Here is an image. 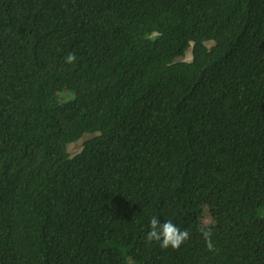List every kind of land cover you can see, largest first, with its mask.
Segmentation results:
<instances>
[{
  "label": "trees",
  "instance_id": "obj_1",
  "mask_svg": "<svg viewBox=\"0 0 264 264\" xmlns=\"http://www.w3.org/2000/svg\"><path fill=\"white\" fill-rule=\"evenodd\" d=\"M263 208L264 0H0V264H264Z\"/></svg>",
  "mask_w": 264,
  "mask_h": 264
},
{
  "label": "clouds",
  "instance_id": "obj_2",
  "mask_svg": "<svg viewBox=\"0 0 264 264\" xmlns=\"http://www.w3.org/2000/svg\"><path fill=\"white\" fill-rule=\"evenodd\" d=\"M76 56L69 53L65 57L68 64L74 63ZM150 230L146 233L145 240L148 243L158 242L162 249H179L180 246L189 239L188 230H181L171 220L161 222L157 217L152 216L150 221ZM202 235L209 251H214V245L211 240V230H202Z\"/></svg>",
  "mask_w": 264,
  "mask_h": 264
},
{
  "label": "rangeland",
  "instance_id": "obj_3",
  "mask_svg": "<svg viewBox=\"0 0 264 264\" xmlns=\"http://www.w3.org/2000/svg\"><path fill=\"white\" fill-rule=\"evenodd\" d=\"M185 60H190L191 59V52L190 50L187 51L186 55H185ZM84 138L78 140L77 142L71 143L68 146V150L71 154L77 152L78 150L81 149V145H82V141ZM260 215L263 216L264 215V208L261 210Z\"/></svg>",
  "mask_w": 264,
  "mask_h": 264
}]
</instances>
